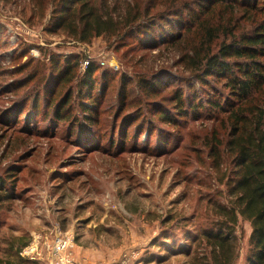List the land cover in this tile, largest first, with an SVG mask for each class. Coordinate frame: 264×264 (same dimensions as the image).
Masks as SVG:
<instances>
[{"label":"rangeland","instance_id":"obj_1","mask_svg":"<svg viewBox=\"0 0 264 264\" xmlns=\"http://www.w3.org/2000/svg\"><path fill=\"white\" fill-rule=\"evenodd\" d=\"M105 1L119 11L144 8L151 0ZM51 12V5L36 0H0V177L13 181L6 186L17 194L0 211V245L22 236L27 248L38 235L52 242L58 233L71 238L75 255L91 264L124 255L129 264H158L153 255L165 257L163 264H183L187 258L171 251L191 244L184 234L200 235L199 225L215 218V206L231 201L225 179L233 176L231 167L226 173L228 114L211 109L207 115V103L199 101L188 119L165 123L158 112L177 116V91L198 100L216 97L185 69L181 46L149 49L151 43L136 34L124 43L106 35L81 42L63 30L52 33ZM112 57L115 68L101 65ZM86 60L96 67L92 94L99 100L98 123L88 133L76 125L83 117L80 100L86 101L80 94ZM68 68L71 75L60 84ZM154 75L161 89L148 95L138 83ZM71 90V114L59 122L54 110ZM248 103L263 105L264 88ZM214 150L224 159L220 169ZM8 170L16 174L11 179ZM164 229L174 233L167 241L171 251L154 245ZM250 232V223L240 220L244 249Z\"/></svg>","mask_w":264,"mask_h":264},{"label":"trees","instance_id":"obj_2","mask_svg":"<svg viewBox=\"0 0 264 264\" xmlns=\"http://www.w3.org/2000/svg\"><path fill=\"white\" fill-rule=\"evenodd\" d=\"M36 1L41 6L51 5L48 27L52 33L63 30L81 42L106 35L116 36L124 43L127 37L136 34L145 43H151L149 49L163 44L181 46L180 59L185 69L202 89L210 87V93L216 97L207 94L206 99L198 100L193 93L177 91L174 97L177 116L171 118L167 112H158L159 118L177 124L182 121L180 117L188 119L189 112L199 111L193 110L199 101L207 103L206 108L210 109L207 115L213 109L228 114L231 132L225 146L226 173L231 167L233 176L225 179L231 201L229 205L215 206V218L207 225H199L200 235L184 234L191 244L184 243L171 251L167 241L174 233L164 229L162 242L154 245L184 255L187 261L183 264H238L243 252L244 264H264V104L248 103L255 92L264 88V0H151L144 8L140 4L127 5L119 11L109 9L105 0L99 4V0ZM71 72L72 68H68L59 83L65 82ZM95 73L96 67L91 63L80 83V94L86 101L80 100L83 117L76 118V125L85 133L94 131L98 123L94 113L99 100L92 94L96 90ZM23 83L19 82V87ZM138 84L146 94L154 95L162 82L154 75L152 80L140 79ZM215 84L221 86L219 91ZM74 95L71 90L54 110V118L59 122L71 114L69 107ZM62 103L67 106L61 111ZM213 153L216 167L222 168L224 159L219 151ZM10 172L6 173L7 179L16 175ZM7 183L13 181L0 177V211L17 197L14 186L8 188ZM240 220L251 225L245 249L237 235ZM172 221L164 220L162 224ZM26 241L22 236H13L1 243L0 264H41L20 255ZM165 260L153 255L152 261L163 264Z\"/></svg>","mask_w":264,"mask_h":264},{"label":"built area","instance_id":"obj_3","mask_svg":"<svg viewBox=\"0 0 264 264\" xmlns=\"http://www.w3.org/2000/svg\"><path fill=\"white\" fill-rule=\"evenodd\" d=\"M112 57L107 61L100 62L102 66H109L115 68L117 62ZM91 64L89 60L84 62V66L88 67ZM56 239L52 242H42V236L38 235L30 247H25L21 250L20 255L25 259L41 260L42 254H45L46 258L44 264H91L85 259H81L75 255L72 251L73 240L69 237L62 236V234L56 233ZM41 249V250H40ZM131 257L124 255L121 259L112 261L110 264H129Z\"/></svg>","mask_w":264,"mask_h":264},{"label":"crops","instance_id":"obj_4","mask_svg":"<svg viewBox=\"0 0 264 264\" xmlns=\"http://www.w3.org/2000/svg\"><path fill=\"white\" fill-rule=\"evenodd\" d=\"M238 264H244V252L242 253L241 260Z\"/></svg>","mask_w":264,"mask_h":264}]
</instances>
